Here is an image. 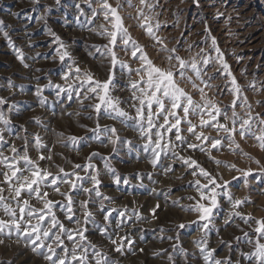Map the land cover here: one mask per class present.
<instances>
[{
    "label": "rangeland",
    "instance_id": "374dc122",
    "mask_svg": "<svg viewBox=\"0 0 264 264\" xmlns=\"http://www.w3.org/2000/svg\"><path fill=\"white\" fill-rule=\"evenodd\" d=\"M117 2L109 0L113 7ZM101 3L102 0H0L3 30L8 32L15 45H10L0 32V98L4 100L0 103V112L9 119L8 124L0 122V136L3 137L0 154L8 157L9 162L16 157V166L24 169V175L31 174V167L20 159L27 153L40 169L54 176L63 177L59 172L63 168L70 174L64 179L75 180L71 175L73 172L84 177L82 181H76L78 186L75 189L58 181L60 192L51 186L52 177H49L40 184V191L47 192V199L55 202L52 211L66 228L76 229V220H80L79 227L85 230L87 237L83 244L87 246L91 242L96 245L95 250L88 247L89 264H95V251L106 254L109 264H213L216 259L230 260L231 264H255V260H249L245 254L254 251V243H248V239L254 242L257 237L256 220L264 219V150L253 135L246 134L242 138L238 131L235 142L239 149L234 144L229 148L231 141L224 138L226 133L201 127L199 114L190 113L187 120L197 125V134L203 132L221 139V145L212 148L211 140L198 141L188 131L190 125L183 119L179 108L175 111L181 117L178 127L182 141L176 140L175 128L167 131L175 123L167 112L164 115H169V124L159 127L164 124V116L155 114L158 107L155 104L152 108L154 126L149 130L147 108L144 109L145 119L140 121L136 108L132 106L139 107V101L133 99V90L129 86L130 80L138 79L136 73L130 75L120 63L113 68L110 54L104 47L112 45L107 35L100 33L104 28L111 30V23L104 19ZM147 3L154 7L148 9L140 4V0H119L118 12L129 33L143 45L157 66L169 67L167 57L170 53L162 51L161 45L147 34L146 25L142 26L145 17L156 35L168 48H175L180 57L189 61L193 57L197 61L201 56L211 58L207 66L202 62L198 64L201 78L189 68L184 79H177L194 101L200 102L201 93L192 87L193 81L231 117L236 94L232 77L215 59L218 55L212 46V37H215L216 47L223 53L229 71L240 86L235 111L240 118L246 119L251 111L254 117L258 113L264 119V0H147ZM141 8L143 15L139 12ZM157 22L158 29L155 27ZM56 36L65 46L60 51L66 49L69 53L64 61L59 59L60 43ZM16 48L24 53V63L29 67L25 68L17 58ZM113 50L118 61H126L133 69L139 66V61L131 57V49L125 51L119 40ZM171 63L175 65L177 62L173 60ZM77 67L80 69L78 74L75 73ZM86 72L93 80L99 81L114 76L110 95L120 98V107L131 118H112L115 114L109 115L103 108L96 112L91 105L98 100L85 98L89 87L88 83H83ZM65 73H68L67 78H64ZM189 76L192 81L187 79ZM57 84L63 90L57 88ZM88 96L92 97V94L88 93ZM164 103L166 108H171L167 99ZM248 105H251L250 109ZM204 119L209 117L205 114ZM218 120L232 126L231 120H225L223 116ZM239 122L238 119L237 128ZM97 125L99 129L93 131ZM141 125L145 129L143 133ZM105 126L116 129L119 139L115 144L109 139L111 133L104 131ZM252 128L253 132L259 133L258 120L252 121ZM157 132L163 134L162 145L169 142L171 145L163 151L156 149L160 156L153 165ZM149 135L153 143H149ZM70 137L82 139L73 141ZM188 144H198L199 147L189 148ZM13 147L15 153L11 151ZM40 156H51V159H40ZM180 157L197 161L217 178V183L229 182L223 190L217 189L220 195L206 230L203 229L204 221L198 219L199 213L191 210V206L197 201L206 205L210 203L201 200L195 184L197 179L201 184L207 180L200 175L193 176V171L198 173L199 169L189 167ZM216 160L221 163L218 165ZM77 164L81 167L75 168ZM88 164L92 167L86 169L84 166ZM233 164L236 168L231 167ZM238 169H251V172L244 176ZM4 171L8 169L0 164L4 203L16 210L19 218L18 202L13 198L15 193L10 192L8 183L4 182ZM96 173L101 181L98 188L102 195L99 197L95 191H83V188H93L90 177ZM116 177H119V183ZM61 193L71 196L72 213L66 207L67 196ZM224 193H231L233 200L245 202L234 208ZM22 197L30 199L36 208L43 207L35 194L28 197L27 193H22ZM84 200L89 201L88 210L93 213L87 223L83 219L85 209L81 206ZM154 208L155 213L152 212ZM236 212L244 218L251 214L252 218L246 223L244 218L234 214ZM69 215L74 219L69 220ZM105 215H108V221L104 220ZM10 219L0 206V220ZM46 221L44 226L49 227L50 220L46 218ZM32 223H36L35 219ZM101 229H105L106 234L102 235ZM244 233L248 236L245 237ZM122 237L126 239L122 251L118 252L111 241L120 244ZM202 237L207 242L206 247L214 250L211 261H205V253L200 251ZM62 238L64 246L71 250L73 241H69L66 235ZM128 240L132 241L131 245ZM0 241H3L0 243V264H50L44 258L49 254L47 248L33 252L29 241L18 235L15 229L9 234V229L5 228L0 232ZM53 247L57 255L63 254V246L53 244Z\"/></svg>",
    "mask_w": 264,
    "mask_h": 264
},
{
    "label": "snow or ice",
    "instance_id": "6c2138e0",
    "mask_svg": "<svg viewBox=\"0 0 264 264\" xmlns=\"http://www.w3.org/2000/svg\"><path fill=\"white\" fill-rule=\"evenodd\" d=\"M59 2V0H57ZM140 4L146 6L148 9H152L154 7L153 4L147 3V0H140ZM120 7L119 0L117 2L116 7H113L112 4L109 3V0H102L100 5V9L103 11L104 19L110 20L111 23V30L104 28V32L100 33L101 35H107L109 38V44L105 45L104 47L107 49V52L110 54L111 57V64L113 68L116 66L117 63H120L123 67H126L128 73L131 75L132 72L136 73L138 79H133L129 81V86L133 90L132 96L134 100L139 101V107L135 104L132 106L136 108V115L140 121L145 119L144 109L147 108V123L148 129L150 130L153 124V116L154 113L152 111L153 105L155 104L157 107L156 115H163L164 116V124L159 125L160 128H164L165 125L169 124V115H171L175 119V123L171 124L167 131H172L173 128L176 129V140L182 141L183 137L179 134V127L178 125L181 123V117L177 115L176 109H181L183 112V119L188 118L189 114H199L200 116V126L201 127H211L215 129L217 132L223 131L227 134L225 139L231 141L229 144V148H232V145H235L236 149H239V144L235 142V134L237 131L239 135L243 138L246 134L253 135L254 138L259 142V146L262 150H264V119L260 118L259 114L257 113L255 117L253 116L252 112L249 111L247 113V118H240L239 114L235 111L236 103L238 94L240 92V86L237 84L235 77L232 76L231 72L229 71L228 64L224 61L223 53L220 51L218 47H216V40L215 37H212V46L215 48L217 52L216 60H218L222 66L224 71L232 77L231 83L233 85V92L236 94V98L232 101V114L231 117L227 115V112H222L221 108L210 98L207 97V94L204 91V88H200L194 81L192 82V87L198 89L201 93L200 102L194 101L192 95L187 92L183 87L180 86L179 79L185 78V73L187 69H191L192 72L195 73L197 78H201V68L198 67L199 63H203V65L207 66L210 62V57L208 56H201L200 61H197L195 57L189 60H185L184 58L180 57L176 54L175 48H168L162 38L156 35L155 31L153 30V26L148 24V18L145 17L144 25H146L147 34L156 40L161 45V50L170 53L167 57L169 62V67L164 68L157 66L152 59L149 58L148 53L144 50L143 45L139 44L137 40H135L132 35L129 33L128 28L125 27L123 18L118 12V8ZM140 15H143V9L139 10ZM95 14V10H94ZM155 27L159 28V22L155 25ZM93 31H96L93 29ZM0 32L3 33L4 37L8 39L10 45H13L11 38L7 31L3 30V21H0ZM55 35V34H53ZM56 40L60 43V48L57 50L59 52V59L64 61L66 57H69L68 51L65 49L64 51H60V49H64L65 46L63 42L60 40L59 36H56ZM118 40L122 43L125 51L131 49V57L139 61V66L133 69L126 61H118L117 54L113 50L115 46H117ZM17 58L24 64V67H29L28 64L24 63V53L19 49L16 48ZM204 50L201 49V53ZM197 55H200L199 53ZM175 60L177 63L173 65L171 62ZM39 71V69H37ZM71 71V68L69 69ZM80 69L77 67L75 69V73L78 74ZM68 73L64 74V78H67ZM179 77V79H177ZM77 79L79 76L77 75ZM189 81H192V77H187ZM203 82V81H202ZM83 83H88L89 87L87 92L85 93V98H96L98 100L97 103L91 105L94 107L97 113L103 110L108 111L109 115L112 113L115 114L112 118L116 117H129V113L126 112L123 108L120 107V98L113 97L110 95V86L114 84V76L109 75L107 80L99 81L93 80V77L90 73H85V80ZM57 88H61L59 84L56 85ZM88 93L92 94V97L88 96ZM40 94V89H37V95ZM165 99H167L170 104L171 108H166L165 106ZM245 102H247V98L245 97ZM0 103H4V100L0 98ZM249 109L251 105H248ZM167 112L169 115H164ZM205 114L209 117V119H204ZM223 116L225 120H231V127L228 126L226 123H221L218 120V117ZM238 119L239 127L237 128ZM256 119L259 121L260 130L259 133L253 132L252 128V121ZM0 122L4 124L9 123V119L3 112H0ZM187 123L190 125L188 128L189 132H192L198 141L204 140L208 141L211 140L212 148H216L217 146L221 145V139L211 137L209 135H205L203 132L196 133L195 129L197 125L193 124L191 120H187ZM99 125H97L96 131L99 129ZM105 132H110L111 136L109 139L113 144L119 139L116 136V129L113 127L108 129L106 126L104 128ZM142 133L145 131L143 125H141ZM158 139L154 142L155 148L153 152L155 153L156 159L152 160V164L156 165L157 160L160 156V152L156 151V149H160L161 151L167 149L170 145L169 144H161V140L163 139V134L160 132L156 133ZM115 137V139H112ZM71 140L76 141L78 137H70ZM0 140H3V137L0 136ZM37 142H39V137L37 136ZM149 143H153L151 140V136L149 135ZM147 147V145H146ZM189 148H197L199 147L198 144H188ZM204 149L201 148V151ZM12 152H16V148L13 147L11 149ZM248 155L247 153H244ZM95 155V153H93ZM0 164L5 165L8 171L3 172L4 182L8 183L9 191L14 192V199H17L18 202V210H19V218H17V211L12 209L7 203H4V197L2 193L4 192V188L0 187V206L3 207L4 211L11 217L10 220H0V232H3L5 228L9 229V234L11 233L12 229H15L18 235L24 236L25 239L29 241L32 245L33 252H36L38 249L47 248V252L44 256L45 260L49 261L50 264H89V256H88V247H91L93 250L96 249V245L88 242V245L85 246L83 244L84 241L87 240L85 236V230H81L80 220H76L77 228L76 229H68L61 223L55 213L52 211V207L54 205V201L47 199L48 193L40 191V184L42 182H46L49 177L51 179V186L54 188L56 192H60V188L58 186V181H61L65 184L70 185L72 189H75L78 185L76 181H82L84 177L80 176L79 173L73 172L71 173L72 176H75V180L72 179H64L68 177L70 174L65 172L63 168L59 169L60 173H63V177L59 174L53 175V173L42 170L36 164L35 161H32L30 157L25 153L23 156L20 157L21 160L25 162V164L31 167V174L24 175V169L16 166V157H12L11 161L9 162L8 157L2 156L0 154ZM189 167L195 166L196 169H199L197 173L195 170L193 171V176L200 175L207 180V183L201 184L200 180L197 179L195 184L197 186V191L200 193L201 200H208L210 203L208 205L197 201L195 205L191 206V210L196 211L199 213L198 219L204 221L203 229H207L209 227V223L211 222L212 218V210L217 206V197L220 193L217 192V189L220 188L223 190L228 181H224L223 184L217 183V178L213 176L211 173L207 172L204 168H202L197 161L191 159L190 157L184 158L180 157ZM40 159H51V156L44 157L40 156ZM215 159V158H213ZM216 163L219 165L221 161L216 160ZM259 164V161H256ZM81 165H75V168H80ZM86 169L92 167L91 164L84 166ZM106 167H108L106 165ZM232 168H236V165H231ZM114 171V170H112ZM244 176H247L251 169L243 170L238 169ZM9 172L11 173L9 175ZM93 188H83L85 193H89L91 191H95L96 195L99 197L102 194L99 191L98 186L100 185L101 181L99 179V174H93L90 177ZM222 179V177H221ZM15 182L13 183V181ZM116 182L119 183V177H116ZM126 182V181H125ZM82 187V185H80ZM22 193H27L28 197H31L35 194V198L39 200L43 207L36 208L35 206L31 205L30 199L23 198ZM227 195L228 199L232 201L233 207H238L240 204L244 203L245 201L241 199L233 200L231 193H224ZM61 195L67 196L68 203L66 205L68 212L72 213V198L67 193H61ZM104 199H109V197H104ZM190 199H194L190 197ZM22 200V202H21ZM88 200L81 201V206L85 209L83 213L84 222L87 223L89 219L92 218L93 213L88 210ZM101 210H103V200L100 202ZM159 207V205H157ZM152 212L155 213L156 209H152ZM237 216H241V213L236 212L234 213ZM46 218L50 220V226L45 227L44 224L47 222ZM241 218H244L241 216ZM251 214H248L245 222L247 223V219H251ZM33 219H35L36 223H32ZM69 220L74 219L73 215L68 216ZM108 215L104 216V220L108 221ZM256 224L258 227L255 228V232L257 237L253 242L252 239H248V243H254V251L250 253H246L245 255L249 260H255V264H264V243L261 240H264V219H257ZM183 227V225H181ZM56 230V231H53ZM101 234H106L105 229H101ZM69 241H73V247L71 250L67 246H64V239L62 236H65ZM245 237L248 236V233H244ZM78 236V240L76 237ZM126 238H121V243L118 244L116 240H112L111 243L116 246V251H122L123 242ZM239 240V237L236 238ZM51 240V243H46V241ZM3 241H0L2 243ZM127 243L131 245L132 241L128 240ZM201 242H198V244ZM55 244L57 247L63 246V254L57 255L56 248L53 247ZM202 244L203 246L200 247V251L205 253L204 260L211 261L213 259V252L214 250H209L206 247V240L202 237ZM79 249V251H78ZM70 252V255H69ZM95 256V264H109L108 257L106 254H102L100 251L94 252ZM171 259V257H169ZM213 264H231V261H222L216 259L213 261Z\"/></svg>",
    "mask_w": 264,
    "mask_h": 264
}]
</instances>
